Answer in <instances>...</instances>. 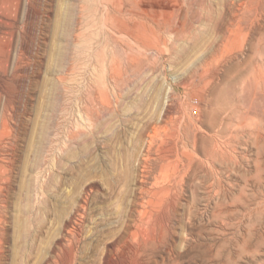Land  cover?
I'll return each instance as SVG.
<instances>
[{"label":"rangeland","instance_id":"rangeland-1","mask_svg":"<svg viewBox=\"0 0 264 264\" xmlns=\"http://www.w3.org/2000/svg\"><path fill=\"white\" fill-rule=\"evenodd\" d=\"M2 1L0 264H264V0Z\"/></svg>","mask_w":264,"mask_h":264},{"label":"bare ground","instance_id":"bare-ground-1","mask_svg":"<svg viewBox=\"0 0 264 264\" xmlns=\"http://www.w3.org/2000/svg\"><path fill=\"white\" fill-rule=\"evenodd\" d=\"M21 1V0H20ZM11 2V1H10ZM24 6V5H23ZM1 7L2 8H4V10H7L9 7H10V5H9V1H7V0H3L2 1V3H1ZM26 10H27V7H26ZM26 12V11H25ZM1 17V16H0ZM2 18V17H1ZM137 18V17H136ZM135 18V19H136ZM24 19V18H23ZM140 19V18H139ZM0 24H2V25H6V24H8L5 20H0ZM12 27V26H11ZM15 27V26H14ZM1 28V27H0ZM2 28H4V26L2 27ZM6 28V27H5ZM11 29V28H10ZM9 29V30H10ZM1 30V29H0ZM3 30V29H2ZM11 31V30H10ZM11 33V32H10ZM7 49V48H6ZM4 57V56H3ZM18 57V56H17ZM20 57V56H19ZM19 63V62H18ZM2 76V75H1ZM2 77H4V74H3V76ZM2 77H1V79L0 80H2ZM5 79V78H4ZM4 79L2 80V81H4ZM3 88V87H2ZM2 94V93H1ZM6 95V94H5ZM5 99V98H4ZM50 105H51V102H50ZM8 111V110H7Z\"/></svg>","mask_w":264,"mask_h":264}]
</instances>
